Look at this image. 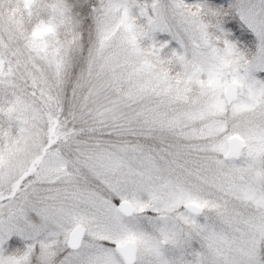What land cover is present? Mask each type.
I'll list each match as a JSON object with an SVG mask.
<instances>
[{"label": "snow or ice", "instance_id": "snow-or-ice-1", "mask_svg": "<svg viewBox=\"0 0 264 264\" xmlns=\"http://www.w3.org/2000/svg\"><path fill=\"white\" fill-rule=\"evenodd\" d=\"M0 264H264V0H0Z\"/></svg>", "mask_w": 264, "mask_h": 264}]
</instances>
